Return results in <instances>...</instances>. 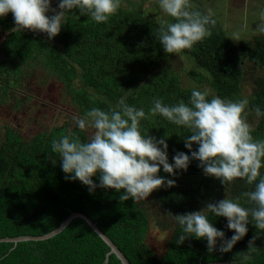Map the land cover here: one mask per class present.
Segmentation results:
<instances>
[{
  "label": "trees",
  "instance_id": "16d2710c",
  "mask_svg": "<svg viewBox=\"0 0 264 264\" xmlns=\"http://www.w3.org/2000/svg\"><path fill=\"white\" fill-rule=\"evenodd\" d=\"M35 1H0V26L10 42L0 71L14 65L12 77L23 72L19 82L27 60L40 59L51 78L60 73L69 86L79 78L70 94L84 116L96 113L104 131L100 142L78 121L30 140L6 131L0 238L46 234L80 211L132 264H264V77L249 100L260 117L255 129L230 127L224 108L243 101L242 65L264 66V35L255 49L237 44L201 6L193 21L176 26L146 21L122 0L111 6L70 0V17L60 22L36 12ZM175 35L180 49L210 73L212 92L183 87L179 73L160 65L176 51ZM134 148L148 160L150 193L174 220L162 254L147 243L151 221L136 199L139 174L104 162L108 152ZM228 188L232 194H225ZM13 246L0 241V264H102L110 250L81 217L49 239ZM107 264L123 263L112 254Z\"/></svg>",
  "mask_w": 264,
  "mask_h": 264
},
{
  "label": "rangeland",
  "instance_id": "374dc122",
  "mask_svg": "<svg viewBox=\"0 0 264 264\" xmlns=\"http://www.w3.org/2000/svg\"><path fill=\"white\" fill-rule=\"evenodd\" d=\"M69 1L36 0L34 5L36 12L43 10L45 16H55L57 21L62 22L70 17ZM117 1L120 0H106V4L115 5ZM72 3L75 4L76 1ZM120 4L126 8H134V11H138V16L146 21L158 24L167 22L176 26H185L193 21L196 10L201 6L204 9L203 15L218 21L230 39L240 45L247 44L252 49L256 48V38L264 35V0H122ZM8 40V32L0 26V66L10 55ZM174 40L177 42L176 51L160 58V65L179 73L183 87L189 86L206 93L212 92L210 73L203 69L194 57L180 49L176 35ZM248 57V54H244L245 60H248ZM28 61L31 60H27L24 75L20 77L19 82L18 77L23 72L17 71L12 77L14 65H10L5 71H0V141L4 139L6 131L10 128L21 133L25 140H30L41 130L52 129L66 123H70L72 127L75 121L84 127L91 141H102L104 127L96 118V113L92 112L90 116H84L80 104H77L70 94L69 87H76L80 82L79 78L69 86L68 80L59 76L60 73L51 78L50 71L46 70L40 59L35 63H32L33 60L30 63ZM242 66L243 101L241 100L234 109L229 104H225V122L230 127L243 126L253 130L258 126L260 117L250 107L249 100L256 80L264 77V66H254L249 62H245ZM93 93L94 91L90 90V98ZM135 151L134 148L129 153L108 152L104 162L108 166L131 169L139 174L141 191L136 199L145 207L151 221L147 243L156 252L162 254L171 235L174 220L169 213H166L158 199L150 193L151 175L147 172L148 160ZM153 180L157 182L159 177L153 176ZM227 191L225 194H232L229 188ZM215 200L218 198L207 202L202 210H208Z\"/></svg>",
  "mask_w": 264,
  "mask_h": 264
},
{
  "label": "water",
  "instance_id": "95a60500",
  "mask_svg": "<svg viewBox=\"0 0 264 264\" xmlns=\"http://www.w3.org/2000/svg\"><path fill=\"white\" fill-rule=\"evenodd\" d=\"M81 217L83 218L94 230L95 232L100 235V237L110 246V250L106 255V259L102 264H107L110 259V255L115 254L123 264H132L129 259L126 257L124 252L119 248V246L110 238L97 224V222L93 221L86 213L80 212V211H74L72 212L64 221L61 222V224L53 229L52 231L43 234V235H20L17 237H5L0 238V241H6V242H14V246H17L19 242L22 241H29V240H45L49 239L60 232H62L75 218ZM201 264H239L237 262H234L232 260H218V261H212L207 263H201Z\"/></svg>",
  "mask_w": 264,
  "mask_h": 264
},
{
  "label": "bare ground",
  "instance_id": "6f19581e",
  "mask_svg": "<svg viewBox=\"0 0 264 264\" xmlns=\"http://www.w3.org/2000/svg\"><path fill=\"white\" fill-rule=\"evenodd\" d=\"M158 61V60H157ZM154 172V171H153Z\"/></svg>",
  "mask_w": 264,
  "mask_h": 264
}]
</instances>
